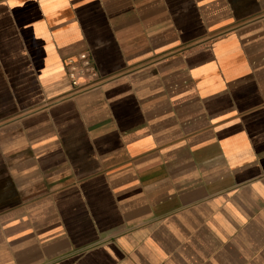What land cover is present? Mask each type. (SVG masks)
<instances>
[{"label":"crops","instance_id":"1","mask_svg":"<svg viewBox=\"0 0 264 264\" xmlns=\"http://www.w3.org/2000/svg\"><path fill=\"white\" fill-rule=\"evenodd\" d=\"M0 264H264V0H0Z\"/></svg>","mask_w":264,"mask_h":264},{"label":"built area","instance_id":"2","mask_svg":"<svg viewBox=\"0 0 264 264\" xmlns=\"http://www.w3.org/2000/svg\"><path fill=\"white\" fill-rule=\"evenodd\" d=\"M66 72L70 83L76 88L98 77L94 59L87 50L79 52L66 60Z\"/></svg>","mask_w":264,"mask_h":264}]
</instances>
